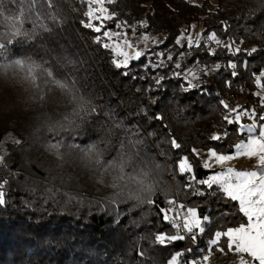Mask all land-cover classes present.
<instances>
[{"label":"trees","instance_id":"1","mask_svg":"<svg viewBox=\"0 0 264 264\" xmlns=\"http://www.w3.org/2000/svg\"><path fill=\"white\" fill-rule=\"evenodd\" d=\"M0 2L7 9L0 15V36L15 30L17 8L25 12L23 28L31 35L27 40L17 38L0 55V142L4 136L10 138L0 162V183L7 181L6 203L0 205V264H168L177 252L184 253L179 261L184 264L212 251L208 242L215 231L245 223L236 201L219 186L209 189L196 183L213 170L201 167L192 150L228 154L246 137L237 122L223 119L220 102L257 104L256 76L264 72V0L106 4L115 12L114 23L161 36L164 49H173L181 27L192 22L201 24L205 39L215 32L227 42L201 41L199 47H190L179 68L173 66L172 55L160 67L148 56L129 61L127 69L115 67L114 55L103 46L99 33L82 23L88 22L85 0H53L54 7L49 0H37L31 9L29 0ZM233 42V48L223 47ZM234 48L241 51L233 55ZM25 57L46 62L56 78L68 81L69 89L42 75L39 87L31 86L24 69L5 67ZM215 63L220 68L202 72L193 82L196 87H189L181 75L185 68ZM234 71L237 75H232ZM159 77L163 79L156 84ZM74 96L90 99L88 106L95 111L77 119ZM213 135L221 139L212 140ZM136 139L144 144L131 151L142 149V155L160 166L150 181L158 184L155 205L127 199L135 185L117 196L120 189L112 186L117 174L105 171L104 162L117 155L121 144L127 151L129 141ZM170 139L181 147H172ZM93 144L104 153L99 164L85 151ZM183 155L193 166L195 180L177 170ZM196 190L202 195H195ZM173 192L180 204L196 206L201 216L209 217L195 243L153 242L157 233L177 231L160 212Z\"/></svg>","mask_w":264,"mask_h":264},{"label":"snow or ice","instance_id":"2","mask_svg":"<svg viewBox=\"0 0 264 264\" xmlns=\"http://www.w3.org/2000/svg\"><path fill=\"white\" fill-rule=\"evenodd\" d=\"M10 2L12 4H16L17 0H10ZM114 2L115 0H86L89 10L85 13V15L89 18V21L113 19L115 17V12H109V9L105 5H110ZM36 4L37 0H29L28 7L31 9L35 7ZM49 4L54 7L53 0H49ZM6 10V6L0 2V15H3ZM16 11L19 15L13 17L17 25L15 30L9 34L0 36V55H2L3 51L6 50L9 45L14 44L17 38H22L24 40L31 38L29 31L23 28L24 23L27 21L25 12L20 8H17ZM82 23H84L85 27L93 29L97 33H101V27L99 25L93 22ZM142 26L147 27L146 24ZM117 27H120V25H117ZM44 30L48 31L47 28ZM102 35L107 37L109 40H112L113 36L119 38L121 33L103 31ZM124 35L126 37V34ZM207 38L218 45L222 43L218 39L215 32L210 33ZM148 39L149 37L147 35L143 36L144 41H147ZM176 42L178 44L180 43L179 40ZM113 43V50L116 52L117 57H122V60L117 59L115 61V67L117 69H127L129 67V61L139 60L141 57L145 56L144 51L134 50L132 54H129L127 49H134V45L127 38L122 41L118 39ZM103 46L108 48L109 44L105 43ZM192 46L193 41L191 37H189L188 47ZM199 46V42H197L196 47ZM223 47L225 49L233 48L234 42L233 45H223ZM240 51L241 50L239 48H235L233 55L239 53ZM212 54L215 55L214 50L212 51ZM167 59L172 60V56H168ZM45 63L46 62L37 63L31 58L25 57L14 59L10 62V64L5 65V67L24 69V78L31 86L39 87L37 81L42 75L46 77L47 80H51L56 83L61 89L68 90L70 87L68 81L66 79L60 80L56 78V73L50 67H45ZM155 66L160 67V65ZM176 67L179 68L180 65L176 64ZM229 67L236 69L237 64L230 63ZM219 68L220 65H215V69ZM177 75H179V73H177ZM190 75H193V78H195V74L190 73ZM232 75H237V73L234 71ZM262 78H264V72L257 74L255 82L258 86L264 89V83H261ZM161 79H163V77L157 78L156 84H160ZM188 86L196 87V85H193L191 81H189ZM71 87L75 89V82H73ZM257 95H259V93H257ZM73 99L78 101L79 110L74 109L73 113L77 119H82L84 116H87L91 112L95 111L94 106H88L91 104L90 99L84 96H74ZM220 103L229 114L236 111L235 108H230L224 101H221ZM158 118L162 119V117ZM223 119L231 124L238 122L240 120V115H236L234 119L230 118V115H225ZM258 119L264 121V116H259ZM241 128H243L242 125ZM247 131L249 133L255 132L256 125L253 124L248 126ZM134 135L136 134L134 133ZM211 139L220 140L221 136L213 135L211 136ZM169 142L171 146L176 149L181 147L175 139H170ZM17 143H19V141H17ZM143 144V140H130L129 150L126 151L125 146L122 143L117 155L113 159L104 162V164L107 165L105 171H114L117 174V182H114L112 185L114 188L120 189L117 196H123L125 189H129L130 186L135 185V187L131 188L129 191L127 199L135 200L139 204L146 203L148 205H155L156 200L153 199V197L157 195L158 184L151 183L150 181L151 178L157 174L160 166L154 163L152 158L142 155V149L135 152L131 151V149H137L138 146ZM52 147L58 148V145H52ZM234 148L236 149V156L255 158L257 160L258 167L264 169V125H261L258 135L249 136L246 143L241 141L240 143L235 144ZM85 151L90 158H95L96 163H101L100 158L104 153L97 145L93 144ZM192 151L199 155L197 149H193ZM208 156L209 160L205 161L203 165L204 168H211L213 166L210 161H214L217 165H223L225 162L233 159L231 155L218 153L214 149L208 150ZM3 159V157H0V162H3ZM192 170L193 166L189 163L188 158L184 157L179 163L180 173H191ZM192 180H195V177H192ZM196 183L206 185L209 189H212L214 185H218L219 190L224 195L232 201L239 202V211L247 217L246 223H241L236 227H228L226 230L222 229L215 231L213 238L210 240V244L213 246L211 250L213 252L219 251L220 253H225L226 251L228 253H235L238 256L239 264H264V172L259 174L257 171L234 172L232 168H228L227 172H218L211 175L208 179L197 180ZM6 184L7 181L0 183V205L6 203L4 191ZM186 186L192 187L191 184ZM194 194L202 195L199 190H196ZM116 202V200L112 201V203ZM167 203L169 205H176L175 200H168ZM177 207L183 211H176L173 207L160 209L162 218L164 220H171L172 227L177 231L175 233H157L154 236V243L165 245L166 243L184 241L185 239H190L193 243H195L198 236L205 232V221L209 219L208 216H201L198 213L196 206L188 207L184 204H180ZM172 212H176V214L170 217L168 213ZM222 240L223 244H221ZM187 251H191V249H187ZM183 255L184 253L177 252L169 259L168 264H179ZM209 261L210 257L208 255L202 257L203 264H209ZM184 264H189V262L184 261ZM190 264H200V262L193 260Z\"/></svg>","mask_w":264,"mask_h":264},{"label":"rangeland","instance_id":"3","mask_svg":"<svg viewBox=\"0 0 264 264\" xmlns=\"http://www.w3.org/2000/svg\"><path fill=\"white\" fill-rule=\"evenodd\" d=\"M86 1V0H85ZM191 1V0H190ZM193 1V0H192ZM106 6V5H105ZM98 7V6H96ZM88 6H87V11H88ZM88 22H93L101 27V33H99L100 38L103 42V44H109V49L112 51L114 55V60L116 61L117 59H121L122 57H117L116 52L113 50L114 48V41H117L118 39L122 41L123 39L127 38L129 41L132 42L134 45V49H127L129 54H132L133 51H144L145 56L143 57H148L151 56L153 61H156L157 64L163 65L165 64L168 59V56L175 55L174 60H172V64L174 67H176V64H181L183 57L185 54L190 52V47H188V39L191 37L193 41V46H196L197 42L205 41V37L201 34L202 27L199 22H192L188 26H182L181 31L179 35L177 36L175 40V45L173 49H164L161 46L162 43V38L159 35L151 34V33H146L143 32L139 29H135L132 26H125L123 24L119 23H114L112 19L109 20H99V21H89V18L87 17ZM117 25H120V27H117ZM134 30V31H133ZM103 31H108V32H117L121 33V36L119 38L113 36L112 40H109L107 37H104L102 35ZM126 34V37L125 35ZM147 35L149 39L147 41L143 40V36ZM179 40L180 43L178 44L176 41ZM155 41V42H154ZM227 44L226 41H223L221 44ZM192 46V47H193ZM252 50L253 45H242L241 48ZM235 49V48H234ZM213 47L209 48V51H212ZM141 57V58H143ZM173 59V58H172ZM215 64H210L206 67H201V66H193L191 68H185L181 71V75L183 78L187 81L189 85V81L193 84V82L197 81L198 76L202 72H209L213 68H215ZM190 73L195 74V78H193V75H190ZM256 90L254 91V94L258 97L257 104L255 106H248V107H243L241 106V100H238V102L235 105H229L230 108H235L236 111L232 113H228V111L225 109L224 115H230V118L234 119L236 115H240V120L237 122L239 125V131L244 132L246 134L245 139L238 141L237 143H240L241 141H244L245 143L248 140L249 136H254L258 135L260 131L261 125H264V121H261L258 119L259 116H264V91L260 86L256 84ZM259 93V95H257ZM256 125V131L253 133H249L247 131V127L250 125ZM241 125L243 128H241ZM10 138L9 136H4L0 142V157H2L5 153V142L9 141ZM236 143V144H237ZM197 149L199 152V155H197L196 152H193L194 155L198 159V164L204 168V163L205 161L209 160L208 156V150L209 149H202V148H194ZM219 153V152H218ZM236 149L233 147V151L231 153H221V154H227L231 155L233 157L232 160L225 162L223 165H217L215 164L214 161H210L213 166L211 168H205V169H211L213 170L210 174H208L206 177H204L201 180L208 179L211 175L216 174L218 172H227L228 168H232L234 172L238 171H257L258 174L261 172H264V169H261L258 167L257 160L255 158H249L246 156H236ZM187 157L185 155L181 156V158L178 160L176 167L177 170L179 171V163L180 161L184 158ZM180 172V171H179ZM192 172L186 174V178L191 181L192 179ZM218 186V185H217ZM173 196V194H172ZM172 196L168 199L171 200ZM237 206L239 208V202L236 201ZM243 214V213H242ZM244 216V215H243ZM245 217V216H244ZM247 222V217H245V223ZM236 227V226H234ZM227 229V228H226ZM225 229V230H226ZM211 245L210 241L208 242V246ZM208 255L210 257L209 264H239V259L237 254L235 253H228L227 251L225 253H213L209 249L206 251L202 252L199 254L197 257L199 259L200 264H203L202 262V257ZM191 260H189L190 264Z\"/></svg>","mask_w":264,"mask_h":264},{"label":"built area","instance_id":"4","mask_svg":"<svg viewBox=\"0 0 264 264\" xmlns=\"http://www.w3.org/2000/svg\"><path fill=\"white\" fill-rule=\"evenodd\" d=\"M171 200H175L176 201V205H169L168 203H166V205L164 206V209H167L169 207H173L176 209V211H179V212H182L183 210L179 209L177 206L180 205V203L176 200V197H175V193L173 192V196L171 198ZM176 214V212H172V213H168V215L171 217V216H174ZM167 221L168 223H170L172 225V221L171 220H165ZM199 259L200 257H194V258H191L190 260L193 261V260H196L199 262Z\"/></svg>","mask_w":264,"mask_h":264}]
</instances>
